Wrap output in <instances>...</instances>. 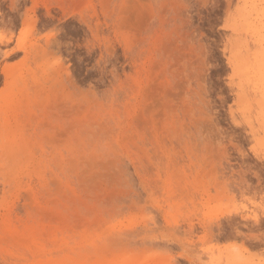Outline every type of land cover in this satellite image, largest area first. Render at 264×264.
Masks as SVG:
<instances>
[{"label":"rangeland","instance_id":"obj_1","mask_svg":"<svg viewBox=\"0 0 264 264\" xmlns=\"http://www.w3.org/2000/svg\"><path fill=\"white\" fill-rule=\"evenodd\" d=\"M263 54L264 0H0V264H264Z\"/></svg>","mask_w":264,"mask_h":264},{"label":"bare ground","instance_id":"obj_2","mask_svg":"<svg viewBox=\"0 0 264 264\" xmlns=\"http://www.w3.org/2000/svg\"><path fill=\"white\" fill-rule=\"evenodd\" d=\"M264 55V54H263ZM260 58H261V56H260ZM264 57H262V61H264V59H263ZM235 245H237V244H235ZM235 245H234V248H235ZM214 246V245H213ZM216 246V245H215ZM219 245H217V247H218ZM238 247V246H237ZM241 252V251H240ZM239 254V253H238ZM241 254V253H240ZM243 255V254H242ZM77 261H80V260H77ZM60 264H67V263H60Z\"/></svg>","mask_w":264,"mask_h":264}]
</instances>
